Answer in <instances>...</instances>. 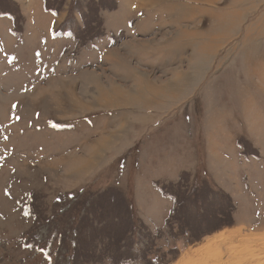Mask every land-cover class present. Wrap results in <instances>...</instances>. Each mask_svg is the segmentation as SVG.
I'll use <instances>...</instances> for the list:
<instances>
[{
  "label": "rangeland",
  "instance_id": "1",
  "mask_svg": "<svg viewBox=\"0 0 264 264\" xmlns=\"http://www.w3.org/2000/svg\"><path fill=\"white\" fill-rule=\"evenodd\" d=\"M263 240L264 0H0V264H264Z\"/></svg>",
  "mask_w": 264,
  "mask_h": 264
},
{
  "label": "crops",
  "instance_id": "2",
  "mask_svg": "<svg viewBox=\"0 0 264 264\" xmlns=\"http://www.w3.org/2000/svg\"><path fill=\"white\" fill-rule=\"evenodd\" d=\"M210 133H212V132H210ZM232 142H233V140H232ZM216 143L218 144V141H216ZM210 144H211V146H213L214 145V142L212 141ZM223 144H224V141H223L222 145ZM224 145L222 146L223 148H219L217 152H218V154H219L220 157H224L225 158L229 152H227V150H226V148H225ZM237 145L238 144H237V142L235 140H234V145H233V143L231 145L232 146V150L231 151H234V158H232V159H235V161H237L236 163H238L240 161L239 158H242V156L239 155V151H238L239 146H237ZM216 155H217V153H216ZM215 158L214 157H211V156H205V158L203 160H204V162L206 164H209L208 167H212V169H215L216 168L215 161L217 160V157H215ZM227 158H228V156H227ZM188 161H189V164H191V161H192L193 163H195V165H197V166L199 165V161L200 160H199V156L197 155L196 151L194 153H192V156H191V158ZM205 172H207V169L206 168H204V170L202 169V172L201 173H205ZM212 175L214 177L215 174L213 173ZM149 180H150V186H151L150 188H152L153 189V192L155 193V195H157L158 201H161V200L162 201H165L164 199H169V197H166V198L165 197H162V195L160 193H158L157 190L154 188V186H153L154 183L153 182L156 181L155 179H149ZM215 181L217 182L216 179H215ZM217 185H219V183ZM219 186H221V185H219Z\"/></svg>",
  "mask_w": 264,
  "mask_h": 264
},
{
  "label": "bare ground",
  "instance_id": "3",
  "mask_svg": "<svg viewBox=\"0 0 264 264\" xmlns=\"http://www.w3.org/2000/svg\"><path fill=\"white\" fill-rule=\"evenodd\" d=\"M228 235V234H227ZM226 235V236H227ZM231 235V234H230ZM230 235H228V236H230ZM224 236V235H223ZM235 237V236H234ZM233 237V238H234ZM246 237V236H245ZM263 238V237H262ZM223 239H225V237L223 238ZM231 239V238H230ZM232 240V239H231ZM258 242V241H257ZM220 243V242H219ZM262 244L261 245H259L258 247H256L257 248V251H255V253H258V254H262V253H264V240H263V242H261ZM221 244V243H220ZM227 244V243H226ZM254 244V243H253ZM260 244V243H259ZM258 245V244H257ZM220 246V245H219ZM255 247V246H254ZM227 248V247H226ZM253 251H254V249H253ZM191 257L193 258V257H197V258H200L201 257V252L200 251H198L195 255H191ZM196 258V259H197ZM206 261V260H205ZM216 261H217V259H216ZM224 261V260H223ZM217 263V262H216ZM215 263V264H216ZM226 263V262H225ZM214 264V263H213ZM217 264H224L223 262H219V263H217ZM226 264H228V263H226ZM231 264H236V263H231ZM243 264H245V263H243Z\"/></svg>",
  "mask_w": 264,
  "mask_h": 264
},
{
  "label": "snow or ice",
  "instance_id": "4",
  "mask_svg": "<svg viewBox=\"0 0 264 264\" xmlns=\"http://www.w3.org/2000/svg\"><path fill=\"white\" fill-rule=\"evenodd\" d=\"M18 118V117H17Z\"/></svg>",
  "mask_w": 264,
  "mask_h": 264
}]
</instances>
